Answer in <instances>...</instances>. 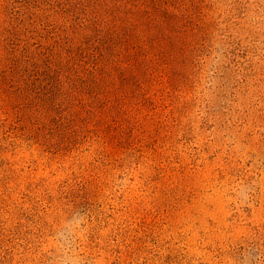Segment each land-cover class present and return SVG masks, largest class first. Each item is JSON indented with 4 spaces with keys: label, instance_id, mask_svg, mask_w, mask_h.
<instances>
[{
    "label": "rangeland",
    "instance_id": "374dc122",
    "mask_svg": "<svg viewBox=\"0 0 264 264\" xmlns=\"http://www.w3.org/2000/svg\"><path fill=\"white\" fill-rule=\"evenodd\" d=\"M0 264H264V0H0Z\"/></svg>",
    "mask_w": 264,
    "mask_h": 264
}]
</instances>
